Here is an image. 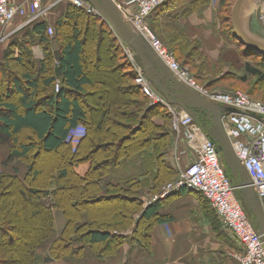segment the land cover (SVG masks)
Returning a JSON list of instances; mask_svg holds the SVG:
<instances>
[{"label": "trees", "instance_id": "1", "mask_svg": "<svg viewBox=\"0 0 264 264\" xmlns=\"http://www.w3.org/2000/svg\"><path fill=\"white\" fill-rule=\"evenodd\" d=\"M215 1L167 0L149 20L151 29L174 56L176 52L185 57L184 65H191V59L200 61L205 74V67L213 64L180 20L201 13ZM235 1L218 2L219 21L225 28L220 34L227 43L235 41L242 46L231 22ZM25 21L27 18H18L15 26ZM168 29L172 30L169 34ZM54 40L62 53L60 63L55 59ZM37 43L45 51L43 60L34 57ZM244 55L257 65L245 64L242 84L255 78L263 87L264 56L250 51ZM225 60L221 56L216 64ZM58 67L61 77L56 74ZM89 68L97 73L96 78L89 74ZM136 78L124 43L105 19L72 3L53 25L38 19L0 44V145L2 137L10 139V160L28 169L23 179L0 172V264H40L41 251H47L54 261L79 264L90 255L115 258L127 243L150 249L151 232L163 217L159 203L144 208L141 196L146 190L159 194L178 176V169L167 159L175 140L172 115L161 104H151ZM97 88L107 98L99 97L101 112L105 104L107 107L100 114L90 98ZM14 93L17 99L11 101ZM155 117L162 125L153 121ZM78 128L84 130V136L73 144L68 139ZM24 132L30 133L36 144L21 141L19 136ZM36 145L46 153L58 154L61 160L58 165L51 164L48 175L36 167L40 156ZM84 164H89V170L82 176L77 168ZM223 164L237 185L224 160ZM106 178L110 181L105 182ZM237 197L242 201L239 191ZM89 205L107 207L94 211ZM56 210L66 219L59 235ZM94 215L102 219L95 220ZM130 230L132 233L124 236Z\"/></svg>", "mask_w": 264, "mask_h": 264}, {"label": "built area", "instance_id": "2", "mask_svg": "<svg viewBox=\"0 0 264 264\" xmlns=\"http://www.w3.org/2000/svg\"><path fill=\"white\" fill-rule=\"evenodd\" d=\"M73 5L84 8L88 13L100 16L86 0H66ZM126 20L141 32L149 41L161 60L174 72L179 80L192 90L208 97L212 103L224 107L235 108L241 113H224L223 127L231 140L233 150L251 177V186L259 197L264 210V103L252 99L248 94H212L202 88L188 68L180 66L175 56L151 29L149 20L153 12L167 0H114ZM29 7L11 4L8 0H0V44L8 38L7 30H20L28 24L41 19L49 8L42 5L41 0H30ZM18 18L27 21L15 26ZM260 24L264 27V2L259 8ZM53 35V28L49 29ZM131 61L136 63V82L151 98V104L163 105L172 115V128L175 143L184 141L194 155L188 168L177 167L178 177L167 183L155 201L165 200L182 191H192L205 197L210 206L218 214L223 227L229 230L242 252L236 255L238 264H264V241L258 227L246 212L242 201L237 197L240 187L235 185L227 175L219 146L197 120L190 114L178 112L173 105L151 87L145 76L141 63L136 55L124 44ZM60 82L56 91L60 90ZM252 115L262 117L263 122ZM84 136L81 128L72 130L68 141L77 144Z\"/></svg>", "mask_w": 264, "mask_h": 264}, {"label": "crops", "instance_id": "3", "mask_svg": "<svg viewBox=\"0 0 264 264\" xmlns=\"http://www.w3.org/2000/svg\"><path fill=\"white\" fill-rule=\"evenodd\" d=\"M8 1L11 4L23 5L26 8L30 5V0ZM41 1L43 7L49 8V11L42 18L51 25L63 17L66 12V5L70 3L66 0ZM218 2L219 0H216L203 12L191 16L184 21L185 24L183 25L194 39H199L204 54L209 55L210 59L213 54L217 55V58L211 59V61L220 59L222 50L227 44L224 37L217 31ZM12 29L7 30L8 37L19 31L11 32ZM54 41V49L57 50V41ZM232 47L234 46L232 45ZM33 53L37 60L45 58V51L38 43L33 46ZM131 62L136 68V63ZM151 87L156 94H160L152 84ZM173 106L178 112H184L181 107ZM200 120L208 125L205 128L211 126L205 117H200ZM153 121L157 125L163 123L157 117ZM193 157L194 155L189 151L184 141L176 144L174 140V145L167 152V159L175 168H188ZM88 170L89 164L77 168V172L82 176H85ZM27 171L28 169L23 163L10 160L7 142L2 143L0 145V172L16 174L23 179L27 175ZM104 181L109 182L110 178H106ZM237 185L239 186L238 183ZM157 195L158 193L154 194L146 190L145 194L141 196L144 208L159 203V213L163 217V221L151 232L152 241L149 250H145L137 244L127 243L115 258L97 259L90 255L79 264H238L235 256L240 254L242 249L233 234L223 227L218 214L205 197L186 190L165 200L154 202L153 200ZM136 218L139 219L140 215H137ZM55 222L56 232L59 235L65 226L66 219L58 210L55 211ZM131 233L130 230L124 233V236ZM39 254L40 264H65L50 260L47 251H41Z\"/></svg>", "mask_w": 264, "mask_h": 264}, {"label": "water", "instance_id": "4", "mask_svg": "<svg viewBox=\"0 0 264 264\" xmlns=\"http://www.w3.org/2000/svg\"><path fill=\"white\" fill-rule=\"evenodd\" d=\"M95 8L100 16L110 25L119 40L128 46L140 60L145 76L154 88L171 105L181 107L196 120L206 118L211 124L205 128L214 142L219 146V152L230 170L233 179L239 184L240 196L251 213L258 227L259 235L264 241V210L262 203L251 186V177L241 161L236 156L230 138L223 127L224 113H241L235 108L224 107L211 102L208 97L192 90L181 82L178 76L161 60L145 36L134 25L125 19L122 11L114 0H86ZM264 0H236L231 11V22L234 36L240 44L252 54L264 56V27L260 24L259 8ZM57 63L62 61L60 50L55 51ZM58 77L62 69H56ZM217 94H236L227 91H217ZM256 117L263 122L262 117ZM49 260V259H48ZM52 260V259H50Z\"/></svg>", "mask_w": 264, "mask_h": 264}, {"label": "rangeland", "instance_id": "5", "mask_svg": "<svg viewBox=\"0 0 264 264\" xmlns=\"http://www.w3.org/2000/svg\"><path fill=\"white\" fill-rule=\"evenodd\" d=\"M233 5H234V3H233ZM219 11L220 10L217 11V17H218L217 31L219 33L220 32L222 33L223 29H225V28L223 27V25L221 26V24H220L219 17H221V15H220ZM224 16L229 17L228 13L224 14ZM184 21H186V19H181L180 25H184L185 24ZM166 31L168 34L172 32V30H169V29ZM229 34H230V31H229ZM160 39H162V41L164 42V39L161 36H160ZM196 42L200 43L198 38H197ZM200 45H201V50H202V44L200 43ZM232 45L234 47H232ZM167 48L169 49L170 47L167 46ZM246 51H249V50L245 46H237L235 41L232 43H227L226 46L224 47V49L222 50V54H221V56H223V58L226 59L224 64H216V61H211V59H216L217 55L213 54L211 56V59H210L209 55L206 54L207 59L210 61L209 64H213V66L205 67V70L207 71L206 74L202 71V70H204V67H203V63H201L200 61H194L193 59L188 57L192 60V64L190 63L191 65H184V63H187L186 62L187 59H185V57L180 56V54H178L176 52H175V54H176L175 58L178 61V63L180 64V66L189 69L191 75L194 77V79L197 81V83L202 88L207 90L209 93L217 94L216 93L217 91H226L225 89L237 91V92H232V93L243 92V93L248 94V92H249L252 94V96L255 100L264 103V86L260 88L259 85H257L258 83H257L255 78H253V79L249 78L250 83H248V84H242V82H241L242 78L245 76V73L243 72V67L245 66V64L248 62L251 65H257V62L255 60H252L251 58H248L247 56L244 55V53H246ZM202 52H204V51L202 50ZM171 53L173 54V52H171ZM190 54H192V53H190ZM191 60H189L188 63L191 62ZM88 71H90L89 74H91L92 77H94V78L97 77V73L91 72L90 68ZM227 92H230V91H227ZM112 93L114 94L115 91H112ZM92 95L93 96H91L90 98L94 102L95 108H98L100 111L98 114L104 113L106 111L107 107L105 104V107H103L104 111L101 112L102 104H101V98H99V97L102 96L106 100L107 99L106 94H104L103 90H101L100 88H97L94 91H92ZM17 96H18L17 93H14L11 96L10 100L11 101L16 100ZM116 113H118V112H116ZM198 122L201 125H203L204 127L208 126L205 123H203L202 121H198ZM104 124H105V126H107L106 122ZM19 137H20V140L23 142H26L29 144H31V143L36 144L35 140L32 138L31 134L28 132H24ZM8 141H10V139H8L6 137H2V143H6ZM173 145H174V143H173ZM36 148L39 149V151H40V156H39V159H37L36 167L39 168L41 171H43V173H45V175H48L50 173L51 164H57L58 165V163H60L61 160L59 159L58 154L46 153V152L42 151L41 147H38L37 145H36ZM62 153L63 152H61L59 154H62ZM177 177H175L173 180H170L168 183L175 181L177 179ZM165 185H167V184H165ZM161 191H162V189H161ZM161 191H160V193H161ZM143 194H145V192ZM237 194H238V192H237ZM88 207H90L92 210L96 211L97 209L103 210L104 208L107 207V205H105V206L89 205ZM94 218H95V220L102 219L98 215H94Z\"/></svg>", "mask_w": 264, "mask_h": 264}]
</instances>
